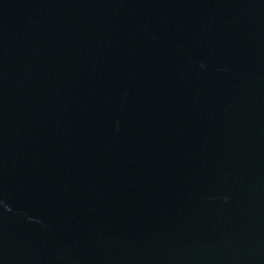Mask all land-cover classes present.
Instances as JSON below:
<instances>
[{"label": "water", "instance_id": "water-1", "mask_svg": "<svg viewBox=\"0 0 264 264\" xmlns=\"http://www.w3.org/2000/svg\"><path fill=\"white\" fill-rule=\"evenodd\" d=\"M0 264H264V0H0Z\"/></svg>", "mask_w": 264, "mask_h": 264}]
</instances>
